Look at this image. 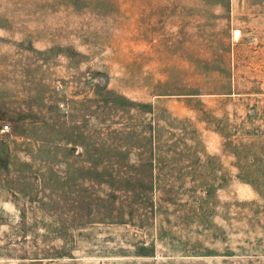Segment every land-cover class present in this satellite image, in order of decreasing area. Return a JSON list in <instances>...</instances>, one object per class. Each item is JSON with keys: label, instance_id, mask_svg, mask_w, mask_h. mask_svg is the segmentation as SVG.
<instances>
[{"label": "rangeland", "instance_id": "374dc122", "mask_svg": "<svg viewBox=\"0 0 264 264\" xmlns=\"http://www.w3.org/2000/svg\"><path fill=\"white\" fill-rule=\"evenodd\" d=\"M0 264H264V0H0Z\"/></svg>", "mask_w": 264, "mask_h": 264}, {"label": "built area", "instance_id": "2783aa9c", "mask_svg": "<svg viewBox=\"0 0 264 264\" xmlns=\"http://www.w3.org/2000/svg\"><path fill=\"white\" fill-rule=\"evenodd\" d=\"M8 127H3L2 132L6 131Z\"/></svg>", "mask_w": 264, "mask_h": 264}, {"label": "bare ground", "instance_id": "6f19581e", "mask_svg": "<svg viewBox=\"0 0 264 264\" xmlns=\"http://www.w3.org/2000/svg\"><path fill=\"white\" fill-rule=\"evenodd\" d=\"M236 36V35H235Z\"/></svg>", "mask_w": 264, "mask_h": 264}]
</instances>
